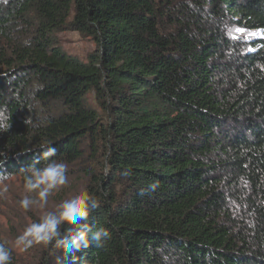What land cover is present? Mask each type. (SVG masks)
Returning <instances> with one entry per match:
<instances>
[{
    "label": "trees",
    "instance_id": "trees-1",
    "mask_svg": "<svg viewBox=\"0 0 264 264\" xmlns=\"http://www.w3.org/2000/svg\"><path fill=\"white\" fill-rule=\"evenodd\" d=\"M0 106V174L51 145L100 201L61 264H264V0H0Z\"/></svg>",
    "mask_w": 264,
    "mask_h": 264
},
{
    "label": "clouds",
    "instance_id": "clouds-1",
    "mask_svg": "<svg viewBox=\"0 0 264 264\" xmlns=\"http://www.w3.org/2000/svg\"><path fill=\"white\" fill-rule=\"evenodd\" d=\"M10 121L11 116L6 107L0 106V133L9 131ZM26 123H30V119H27ZM41 149L43 151L40 159L20 168L16 173L22 176L24 191L27 193L19 201L21 208L25 210L33 206L43 208L49 195L68 183L66 163L53 159L57 149L51 145ZM11 175L0 174V184L11 179ZM158 186V183L150 184L147 192H154ZM144 194L145 191L142 190L141 195ZM99 207L100 201L94 195L86 190L80 191L70 199L63 200L56 210L47 212L39 221L27 226L23 234L16 238L15 244L18 247L23 246L25 250L33 244H51L57 249L63 247L68 252L87 248L90 243L96 248H102L111 238L110 232L104 227L92 231L88 224L81 223ZM66 223L79 226L61 233L60 228ZM10 260V250L0 244V264H10Z\"/></svg>",
    "mask_w": 264,
    "mask_h": 264
},
{
    "label": "rangeland",
    "instance_id": "rangeland-1",
    "mask_svg": "<svg viewBox=\"0 0 264 264\" xmlns=\"http://www.w3.org/2000/svg\"><path fill=\"white\" fill-rule=\"evenodd\" d=\"M242 35L250 33L241 31ZM259 35L258 32H251ZM62 49L69 55L76 56L86 61L88 56L95 52L96 43L89 37L79 32L69 31L59 35ZM89 102L96 107L94 95L88 96ZM68 183L53 191L49 195L43 208L33 206L25 210L21 208L19 201L27 194L24 191L23 179L13 176L11 179L0 184V241L10 250V264H61L59 249L51 244H33L26 250L23 246L15 244L16 238L23 234L30 224L37 222L47 212L56 210L57 206L66 199L84 191L80 186V176L67 175ZM34 195V194H33Z\"/></svg>",
    "mask_w": 264,
    "mask_h": 264
},
{
    "label": "built area",
    "instance_id": "built-area-1",
    "mask_svg": "<svg viewBox=\"0 0 264 264\" xmlns=\"http://www.w3.org/2000/svg\"><path fill=\"white\" fill-rule=\"evenodd\" d=\"M255 32H258V33H259V35H261V34H262V31H261V30H258V31H255Z\"/></svg>",
    "mask_w": 264,
    "mask_h": 264
}]
</instances>
